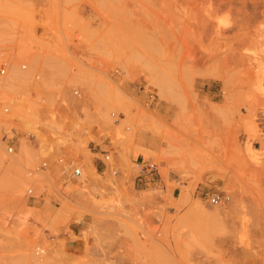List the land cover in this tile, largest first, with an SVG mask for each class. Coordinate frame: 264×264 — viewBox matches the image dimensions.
Here are the masks:
<instances>
[{
  "label": "rangeland",
  "instance_id": "374dc122",
  "mask_svg": "<svg viewBox=\"0 0 264 264\" xmlns=\"http://www.w3.org/2000/svg\"><path fill=\"white\" fill-rule=\"evenodd\" d=\"M0 67V264H264V0H0Z\"/></svg>",
  "mask_w": 264,
  "mask_h": 264
},
{
  "label": "built area",
  "instance_id": "2783aa9c",
  "mask_svg": "<svg viewBox=\"0 0 264 264\" xmlns=\"http://www.w3.org/2000/svg\"><path fill=\"white\" fill-rule=\"evenodd\" d=\"M24 67L25 66H23V68ZM5 74H6L5 67H0V75H5ZM78 94H79V91L75 90L74 91V95H78ZM8 111H9L8 107H3L2 110H0V112H2V113H7ZM113 115L114 114L112 113V116ZM11 132L13 133V129H11ZM28 137L29 138H33L34 134L29 133ZM13 139H14V136H11V137L4 136V138H3V140L6 142V151H7V153L14 152V146L12 144L13 143ZM102 155H103L104 161H108L109 160L110 155L108 154L107 151L103 152ZM142 164H143V166H142V168L140 170L139 176L140 177H144V182L145 183L154 181L155 178L159 177L158 167H157V165L155 163H151V162L148 163V162H144L143 161ZM45 165H46V163L44 162L42 164V167H44ZM113 173L115 174L116 170H114ZM80 174H81V169L75 167L74 170H73V175L74 176H79ZM29 193H31V190H29ZM209 201L212 204H220L222 202V197L219 194H212L210 196V198H209Z\"/></svg>",
  "mask_w": 264,
  "mask_h": 264
},
{
  "label": "bare ground",
  "instance_id": "6f19581e",
  "mask_svg": "<svg viewBox=\"0 0 264 264\" xmlns=\"http://www.w3.org/2000/svg\"><path fill=\"white\" fill-rule=\"evenodd\" d=\"M162 83H160V85H161ZM90 165H88V167L90 168V167H92L91 166V162L89 163ZM41 252H44V250H41Z\"/></svg>",
  "mask_w": 264,
  "mask_h": 264
}]
</instances>
